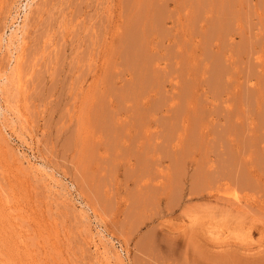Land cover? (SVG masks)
<instances>
[{
    "label": "rangeland",
    "instance_id": "rangeland-1",
    "mask_svg": "<svg viewBox=\"0 0 264 264\" xmlns=\"http://www.w3.org/2000/svg\"><path fill=\"white\" fill-rule=\"evenodd\" d=\"M0 264H264V0H0Z\"/></svg>",
    "mask_w": 264,
    "mask_h": 264
},
{
    "label": "bare ground",
    "instance_id": "bare-ground-1",
    "mask_svg": "<svg viewBox=\"0 0 264 264\" xmlns=\"http://www.w3.org/2000/svg\"><path fill=\"white\" fill-rule=\"evenodd\" d=\"M21 25V24H20ZM22 31V29H21V26L17 29V30H15V33H14V37H17V39L19 40V38H20V36H21V32ZM17 43V42H16ZM15 43V44H16Z\"/></svg>",
    "mask_w": 264,
    "mask_h": 264
}]
</instances>
